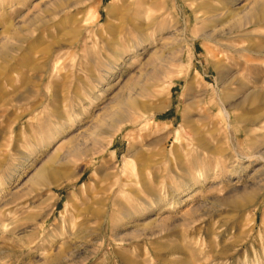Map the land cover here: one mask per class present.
I'll list each match as a JSON object with an SVG mask.
<instances>
[{"label": "rangeland", "instance_id": "rangeland-1", "mask_svg": "<svg viewBox=\"0 0 264 264\" xmlns=\"http://www.w3.org/2000/svg\"><path fill=\"white\" fill-rule=\"evenodd\" d=\"M261 6L0 0V264H264Z\"/></svg>", "mask_w": 264, "mask_h": 264}, {"label": "bare ground", "instance_id": "bare-ground-1", "mask_svg": "<svg viewBox=\"0 0 264 264\" xmlns=\"http://www.w3.org/2000/svg\"><path fill=\"white\" fill-rule=\"evenodd\" d=\"M107 11V10H106ZM256 12H255V14L256 15H264V6H261L260 8H257L256 10H255ZM95 20H98V18L96 17V19ZM52 178V174L50 175H46V173L43 171L41 174H40V176H39V179H40V181L42 182V183H47L50 179ZM52 182L54 181L55 182V180H51ZM50 181V182H51ZM57 181V180H56Z\"/></svg>", "mask_w": 264, "mask_h": 264}]
</instances>
